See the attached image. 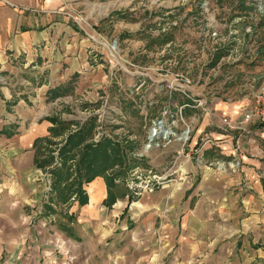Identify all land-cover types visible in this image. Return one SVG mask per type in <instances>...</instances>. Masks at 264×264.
I'll return each instance as SVG.
<instances>
[{"label": "crops", "instance_id": "obj_1", "mask_svg": "<svg viewBox=\"0 0 264 264\" xmlns=\"http://www.w3.org/2000/svg\"><path fill=\"white\" fill-rule=\"evenodd\" d=\"M71 12L66 0H0V264H264V125L227 134L210 121L238 118L246 104L238 95L210 101L211 115L182 110L191 132L189 155L170 171L178 182L134 195L116 186L106 204L95 177L82 186L83 205L50 201L47 139L62 136L48 118L103 77ZM201 132L214 142L194 150ZM173 145L144 151L151 170L172 160Z\"/></svg>", "mask_w": 264, "mask_h": 264}, {"label": "rangeland", "instance_id": "obj_2", "mask_svg": "<svg viewBox=\"0 0 264 264\" xmlns=\"http://www.w3.org/2000/svg\"><path fill=\"white\" fill-rule=\"evenodd\" d=\"M66 3L71 7L76 28L80 26L86 32L96 52L91 58L103 69V77L77 89L66 106H60L55 119L71 122L67 132L75 131L87 118L95 116L92 141L100 138L95 137L97 132L104 137L133 141L132 151L127 150L128 146L125 149L129 167L114 181L113 194L116 186L136 193L139 185L132 175L134 168L141 178L172 170L170 157L163 170H151L145 162L144 147L150 120L161 119L162 106L171 100L181 103L188 99L180 92H169L166 83L174 73L185 75L190 80L189 85H183L186 92L191 97H203L206 103L215 100L216 95L236 97V87L247 75L264 74V0ZM187 108L195 109L197 114L203 111L199 106ZM59 112H63V120ZM63 133L56 141L47 139L49 156L51 151L55 156L66 135ZM172 143L175 153L176 142ZM47 165L51 166L49 161ZM46 171L47 168V186ZM167 178V183L179 181L171 173Z\"/></svg>", "mask_w": 264, "mask_h": 264}, {"label": "trees", "instance_id": "obj_3", "mask_svg": "<svg viewBox=\"0 0 264 264\" xmlns=\"http://www.w3.org/2000/svg\"><path fill=\"white\" fill-rule=\"evenodd\" d=\"M50 92L51 95L61 94L59 87L51 89ZM48 119L53 124L49 128L50 132L66 133L57 147L55 156L52 155V151L49 156L51 166L47 168V174L50 201L55 206H59L73 198L78 205H83L86 202V193L82 186L95 177H102L106 186L105 203L110 204L114 197L111 193L114 181L119 180L129 167L125 158V149L128 146L127 150L130 151L133 148V141L126 137L112 139L104 136L92 141L95 116L87 118L75 131L67 132L71 122L56 121L55 117ZM262 188L264 192V180H262Z\"/></svg>", "mask_w": 264, "mask_h": 264}, {"label": "built area", "instance_id": "obj_4", "mask_svg": "<svg viewBox=\"0 0 264 264\" xmlns=\"http://www.w3.org/2000/svg\"><path fill=\"white\" fill-rule=\"evenodd\" d=\"M212 34H215L212 33ZM190 84V80L181 73H174L170 80L167 81L166 85L170 91H177L183 94L186 98V101H181L179 103L178 100H171V102H167V104L163 105L161 108V119H152L150 120L147 136H146V144L144 147V151L151 150L153 148L164 147L169 145L172 142H176V152L172 156V164L174 165L178 160V157L181 155L187 156L189 153L185 150V145L189 142L191 128L187 122L182 118V110L186 107L195 108L199 106L202 110L209 113L208 102L206 103L203 97H191L192 94L186 92V88L183 86H187ZM236 92L238 93V97H241L246 100V104L240 112V115L236 119H230L227 115L220 114L218 117L211 115L210 121L213 122L214 127L221 130L222 133H227L228 131H242L244 134H248V130L245 128V125L249 122L259 123L260 125H264V74L259 75H247L240 84L236 87ZM191 95V96H190ZM213 98H230V97H222L217 95ZM208 109V111H207ZM170 118V120H169ZM167 119L169 120L168 122ZM179 120L181 123V127L177 128L175 121ZM100 135L101 133H96L95 137ZM96 140V139H94ZM232 149L236 151L238 147V136L232 139ZM214 140L212 137L206 132H201L193 145V149H200L205 145H212ZM136 154V153H135ZM141 154H139L140 156ZM225 163V164H224ZM238 164V160L234 159L230 162H224L223 160L217 161L216 166L222 168L223 166L234 167ZM148 173V172H147ZM133 177L138 181V185L140 189L145 190L146 192H152L153 189L163 186L170 180H168L170 171L162 172L159 175H151L150 177L145 174L143 180L137 170L134 168V172L132 173ZM49 190V188L47 187ZM137 194V193H135Z\"/></svg>", "mask_w": 264, "mask_h": 264}, {"label": "water", "instance_id": "obj_5", "mask_svg": "<svg viewBox=\"0 0 264 264\" xmlns=\"http://www.w3.org/2000/svg\"><path fill=\"white\" fill-rule=\"evenodd\" d=\"M115 42V41H114Z\"/></svg>", "mask_w": 264, "mask_h": 264}]
</instances>
